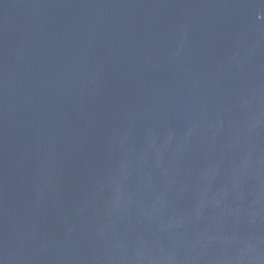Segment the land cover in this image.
I'll return each instance as SVG.
<instances>
[{
	"label": "water",
	"instance_id": "water-1",
	"mask_svg": "<svg viewBox=\"0 0 264 264\" xmlns=\"http://www.w3.org/2000/svg\"><path fill=\"white\" fill-rule=\"evenodd\" d=\"M0 264H264V0H0Z\"/></svg>",
	"mask_w": 264,
	"mask_h": 264
}]
</instances>
